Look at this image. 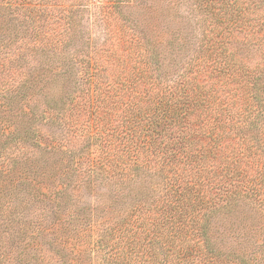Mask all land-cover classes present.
I'll return each mask as SVG.
<instances>
[{
  "label": "trees",
  "instance_id": "trees-1",
  "mask_svg": "<svg viewBox=\"0 0 264 264\" xmlns=\"http://www.w3.org/2000/svg\"><path fill=\"white\" fill-rule=\"evenodd\" d=\"M0 264H264V0H0Z\"/></svg>",
  "mask_w": 264,
  "mask_h": 264
}]
</instances>
